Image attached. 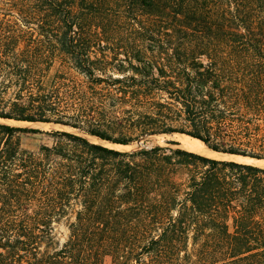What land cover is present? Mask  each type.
Here are the masks:
<instances>
[{
  "label": "trees",
  "instance_id": "16d2710c",
  "mask_svg": "<svg viewBox=\"0 0 264 264\" xmlns=\"http://www.w3.org/2000/svg\"><path fill=\"white\" fill-rule=\"evenodd\" d=\"M104 1L0 0V120L79 133L0 123V264H264V167L85 137L264 160V0Z\"/></svg>",
  "mask_w": 264,
  "mask_h": 264
},
{
  "label": "rangeland",
  "instance_id": "374dc122",
  "mask_svg": "<svg viewBox=\"0 0 264 264\" xmlns=\"http://www.w3.org/2000/svg\"><path fill=\"white\" fill-rule=\"evenodd\" d=\"M112 3L113 0H105L102 3V9L100 12V17H104L106 19H111L114 15V13H112ZM112 37V34H111ZM114 38V37H113ZM112 39V38H111ZM108 55H110L109 53H107ZM98 56H100L98 54ZM55 68H57V64L55 65ZM112 71V70H111ZM113 73V71H112ZM72 75L76 76L75 73L72 72ZM79 79H81V77L77 76ZM0 123L3 124H8L11 126H17V127H26V128H33V129H38L40 131L43 132H51V131H69L70 133H74V134H79L76 131L73 130H68L66 128L60 127V126H55V125H44V124H25V123H16V122H11V121H2L0 120ZM176 134L170 135V136H152V137H146L143 139H139L138 141L132 143L131 145L128 146L127 149H123L122 147H120L119 145H112L110 143L107 142H103L100 140H97L95 138H91L88 136H85L89 141L91 142H95V143H99V144H104V146L110 147L112 148V146H115L117 148V150L120 151H133L139 148H149L151 146L154 145H160V146H169L166 142L168 141H174L176 143H178V146H171V148H180L179 146V142L177 141ZM180 135V134H178ZM21 144L22 147L27 148L31 151L36 152L38 150V148L42 145H47V146H51L52 144V139L46 135H23L21 137ZM257 166V165H256ZM260 167V166H259ZM55 241H56V247H60L66 240L67 235H68V231H67V227H66V223L63 221L61 223H59L58 225H55Z\"/></svg>",
  "mask_w": 264,
  "mask_h": 264
},
{
  "label": "bare ground",
  "instance_id": "6f19581e",
  "mask_svg": "<svg viewBox=\"0 0 264 264\" xmlns=\"http://www.w3.org/2000/svg\"><path fill=\"white\" fill-rule=\"evenodd\" d=\"M177 139V141L179 142V146L183 149L186 150L188 152H192V153H196L198 155L204 156V157H208L211 159H215V160H227V161H234V162H238V163H244V164H251L254 166H260V167H264V161L260 160H254V159H248V158H243V157H237V156H232V155H224L221 153H215L213 151H211L210 149H208L202 142H200L197 139L188 137L186 135H175ZM104 145V144H102ZM123 149H127L128 146H120ZM112 148H117L115 146H112Z\"/></svg>",
  "mask_w": 264,
  "mask_h": 264
},
{
  "label": "water",
  "instance_id": "95a60500",
  "mask_svg": "<svg viewBox=\"0 0 264 264\" xmlns=\"http://www.w3.org/2000/svg\"><path fill=\"white\" fill-rule=\"evenodd\" d=\"M16 123H19V122H16ZM55 126H58V125H55ZM60 127L66 128L68 130H73L72 128H69V127H66V126H60ZM73 131L78 132L77 130H73ZM61 132H69V131H61ZM96 144H99V143H96ZM112 145H116V144H112ZM119 146H129V145H119ZM111 149H113V148H111ZM114 150H117V149H114ZM117 151H120V150H117ZM121 152H127V151H121ZM221 154H223V153H221ZM224 155H230V154H224ZM232 156L243 157V158L254 159V160L260 161V159H255V158H251V157H248V156H240V155H232ZM220 161H227V160H220ZM262 161H264V160H262ZM227 162H234V161H227ZM234 163H236V162H234ZM238 164H244V163H238ZM245 165H251V164H245ZM251 166H254V165H251ZM254 167H257V166H254ZM258 168H263V167H258Z\"/></svg>",
  "mask_w": 264,
  "mask_h": 264
}]
</instances>
